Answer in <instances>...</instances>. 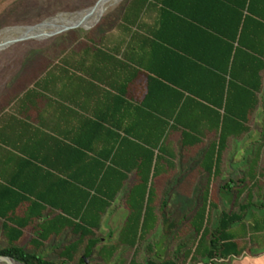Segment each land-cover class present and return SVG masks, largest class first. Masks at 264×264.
<instances>
[{
  "label": "crops",
  "instance_id": "crops-1",
  "mask_svg": "<svg viewBox=\"0 0 264 264\" xmlns=\"http://www.w3.org/2000/svg\"><path fill=\"white\" fill-rule=\"evenodd\" d=\"M248 3L264 0H148L140 13L136 0L133 33L123 26L125 4L115 20L105 23V16L89 31H63L19 58L12 55L0 66V200L26 199L16 215L65 213L47 204L40 211L29 200L51 201L77 213L83 198L78 185L123 182L103 216L100 231L109 234L116 225L122 228L129 214L127 194L143 181L136 169L142 167L140 141L146 140L163 150L149 178L155 200L163 195L158 215H169L163 212L165 200L176 195L192 200L200 192L202 201L206 195L210 199L218 179L221 204L226 199L238 210L220 209L213 228L224 212L249 205L243 221L229 229L239 254L196 263L185 257L186 264H264V191L254 193L250 187L264 177V72L249 130L241 134L238 120L227 119L226 140L219 142L222 73L230 68L241 10ZM261 10L264 14V4ZM243 30L249 45L264 50V31L255 20L249 19ZM234 90L232 103L237 102ZM183 134L189 145H181ZM208 155L215 173L203 169ZM111 168L124 170L126 178L104 174ZM230 178L243 179L244 186L225 190ZM244 194L246 202L240 203ZM165 225L167 231L176 230L174 222ZM32 226L24 231L33 232ZM75 239L71 229L64 230L43 254ZM150 242L147 247L162 246ZM149 259L163 261L151 257L139 263Z\"/></svg>",
  "mask_w": 264,
  "mask_h": 264
},
{
  "label": "trees",
  "instance_id": "trees-1",
  "mask_svg": "<svg viewBox=\"0 0 264 264\" xmlns=\"http://www.w3.org/2000/svg\"><path fill=\"white\" fill-rule=\"evenodd\" d=\"M135 3L136 0H128L122 19L125 29L132 33L134 31L131 26H134L135 23ZM145 3H148V0H139V13ZM263 4L248 3L242 8L243 22L240 26L239 36L234 39L237 45L233 49L230 68L222 73L224 74L222 76L224 81L222 94L224 103L217 105L223 109L222 121H218V125L221 124L222 127L219 137L221 144L224 143L227 137L225 131L227 119L238 120L240 133L247 132L250 121L248 116L258 104V93L262 89L264 72V50L249 45L245 39L246 37L242 36L245 30H243V27L244 25L246 27L249 19L255 20L260 32L264 31V14L261 10ZM243 12L245 13L243 14ZM235 87H237V102L232 103L230 100ZM174 122L181 128H185L180 119L174 120ZM182 132H185V129ZM188 139L189 137L183 134L181 145H189ZM140 142L143 149L142 167H137L136 172L138 177L139 173L143 172L141 176L143 181L138 182L129 190L125 201L129 214L120 230L117 244L109 248L110 253L104 254L103 251V256L105 260L110 261L121 246L127 245L134 249V252L131 259L124 260L119 264H176L171 259L160 262L156 259H149L144 263H139L136 259L139 246L145 242L159 221V216L156 213L155 193L152 184L149 183V178L153 164L155 166L163 153L162 146L159 147L146 140ZM155 148H158V152H155ZM212 161H210V155H208L203 168L205 172H216L217 169L212 166ZM123 171L122 169L111 168L107 169L104 174L123 175V178H126L127 175L123 174ZM78 186L83 198L79 208L80 211L77 213L70 211L66 206L55 205L51 201L29 200L28 203L39 208L40 211L45 210L46 206L44 204H47L65 213L46 217L39 213L16 215L14 214L15 209L26 199L21 197L11 201L0 200V240L5 242L4 247L0 248V255L12 257L25 264H57L46 258L41 252L52 238L61 235L64 230L71 229L72 234L77 239L63 247L59 256L66 262H73L81 251L82 256L79 257V262H83V258L89 257L97 244L101 242L98 232L101 230L103 216L118 196L123 187V182L117 184L101 182L94 185ZM237 186L239 188L243 187L244 180L230 178L225 182L223 188L230 191ZM7 203L10 205H7ZM210 205L211 203L206 195L191 220V226L197 234V238L194 246L186 250L185 257L193 263L201 259L226 258L231 254L237 255L240 253L237 243L233 241L229 234V229L232 224L243 221L244 213L249 205L241 204L240 211L236 213L224 212L218 225L213 229H210L208 225L207 210ZM31 224L34 231L25 232L24 229ZM105 248V245H103L102 250H105Z\"/></svg>",
  "mask_w": 264,
  "mask_h": 264
},
{
  "label": "rangeland",
  "instance_id": "rangeland-1",
  "mask_svg": "<svg viewBox=\"0 0 264 264\" xmlns=\"http://www.w3.org/2000/svg\"><path fill=\"white\" fill-rule=\"evenodd\" d=\"M101 1L102 0H0V43L9 39V37L17 36L18 32L34 29L46 23L48 24V22L50 21L59 22L61 20L70 18L71 16L80 13L81 10L94 6ZM106 1L107 0H105L103 4ZM127 2L128 0H121L119 3L112 4L97 20L95 17L83 20L80 18V20H82L80 21V24L85 25H77L74 26V28L66 31H68L67 33H72L74 31H89L99 25L105 16H107L105 18V23L115 20L120 15V13L122 12V8ZM101 6L88 10H97ZM88 23L93 24L87 25ZM54 30L55 29H49L44 31L43 33ZM54 37H56V34L44 38L24 39L11 43L6 47H0V66L2 64H6L9 58L13 57L12 55L15 56V53L18 54L19 58V54L22 55L30 48L42 46L48 41L53 40ZM243 138H245V135L240 140H242ZM227 171L228 169H224L223 178L227 176ZM219 181L220 180L218 179L216 182H214V190L212 189L210 192L209 201L211 204H213V206L210 205V213L208 217V224L210 228H213V224L216 218L219 217L220 209H229L232 207L230 201L228 202L225 199V203L223 202V204H221L220 200L218 199L215 189L218 187ZM248 186L249 184H245L246 188ZM199 187H201V185H199ZM250 187L252 188L254 193H263L264 177L260 178L257 184H251ZM199 195L200 192L197 193V198L192 200L190 197H184L182 195H176L175 199L168 198L165 200L168 203V206L163 209V212H169V215L166 214L165 216H161L159 213V221L157 225L159 226L162 224V228H160L161 230L157 232V226L147 237L145 242H143L140 246L138 245L139 249L136 255V259L138 261H143L148 258L154 257L158 260L171 258L175 260L177 264H186L187 262H189L188 259H185V251L187 247L192 248L196 242L197 234L193 230L190 221L194 215V211L202 204V199ZM162 199L163 195L159 196V198L155 200L156 207L160 206ZM244 202H246L245 194L240 200V203ZM232 208L236 211L238 210L236 204ZM169 222H174L176 226L175 231H167V229L165 228V224H168ZM120 230L121 226L116 225L112 229V232H110L109 234L105 231L98 232V236L101 239L105 237L107 241L99 242L94 248L92 254L89 257L83 258V262H79V257L82 256V251L73 262H66L64 259H62L59 256L61 249L58 250L56 249V247H53L46 251L45 255L47 257L43 254L44 250L41 253L46 258L56 262L57 264H119L124 260L131 259L134 249H132L130 246L123 245L118 249V251L110 261L104 259L103 251L104 254L110 253L109 248L112 245L117 244V238L119 237ZM153 239H163V241L152 242ZM147 241H151L150 243L154 246H162L147 247ZM150 243L148 244L150 245ZM4 245V240H0V248L4 247ZM103 245H105L106 247L105 250H102Z\"/></svg>",
  "mask_w": 264,
  "mask_h": 264
},
{
  "label": "bare ground",
  "instance_id": "bare-ground-1",
  "mask_svg": "<svg viewBox=\"0 0 264 264\" xmlns=\"http://www.w3.org/2000/svg\"><path fill=\"white\" fill-rule=\"evenodd\" d=\"M104 1L105 0H102L100 3H98V4L94 5V6H91V7L87 8V9L81 10L80 13H78L76 15H73L70 18L61 20L59 22H57V21L56 22L55 21L48 22V24H52V25H48L46 23V24L41 25L39 27H36L34 29L18 32L17 36L9 37V39H7V40L3 41L2 43H0V47H6L8 42H11V41L15 40L16 38H21V37H23L25 39L44 38V37L50 36V34H52L53 32H56V31H59V30L65 28L66 26L67 27L77 26V25L80 24V21H82L83 19H88V18H93V17H95L97 19V18H99L100 16H102L105 13V11L107 10V8L109 6H111L114 3H119L121 0H107L103 4ZM99 6H101V7L98 8L97 10H88V9L96 8V7H99ZM80 18L82 20H80ZM49 29H55V30L54 31H50V32L42 33V32H44L46 30H49ZM39 33H42V34H39ZM9 40H11V41H9ZM6 41H8V42H6Z\"/></svg>",
  "mask_w": 264,
  "mask_h": 264
},
{
  "label": "water",
  "instance_id": "water-1",
  "mask_svg": "<svg viewBox=\"0 0 264 264\" xmlns=\"http://www.w3.org/2000/svg\"><path fill=\"white\" fill-rule=\"evenodd\" d=\"M74 28V26L72 27H65L59 31H56V32H53L52 34H50V36L52 35H55V34H58V33H61L63 31H66V30H69V29H72ZM25 38L21 37V38H16L15 40L11 41V42H8L7 43V46L11 43H14V42H17V41H20V40H24ZM0 264H25V263H22L12 257H9V256H5V255H0Z\"/></svg>",
  "mask_w": 264,
  "mask_h": 264
}]
</instances>
